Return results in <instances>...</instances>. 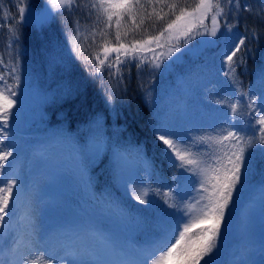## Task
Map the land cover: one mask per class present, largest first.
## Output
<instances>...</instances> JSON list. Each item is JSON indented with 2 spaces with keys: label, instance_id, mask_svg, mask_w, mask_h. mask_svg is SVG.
I'll use <instances>...</instances> for the list:
<instances>
[{
  "label": "trees",
  "instance_id": "obj_1",
  "mask_svg": "<svg viewBox=\"0 0 264 264\" xmlns=\"http://www.w3.org/2000/svg\"><path fill=\"white\" fill-rule=\"evenodd\" d=\"M141 2L147 7L141 14L144 23L140 24V15L136 18L139 28L127 17L121 21V42L125 44L159 34L166 22L174 19L167 6L161 13L163 19L153 13V9L156 12L161 9L156 0L150 4L148 0ZM197 2L164 0L165 5H178L176 14L180 7L191 10ZM78 3H86V0H78ZM240 3L242 8L251 6L253 12L228 13V6L223 5L231 32L223 23L217 37L199 34V26L194 27L188 37L176 33L173 39H168L166 32L160 40L163 46L155 49V60L153 53L147 51L138 53L137 58L121 53V62L116 66L117 54L112 53L105 64L98 67L94 57L99 54L104 58V37L97 35L93 40L90 34L81 35L77 41L81 47L76 51L72 42L73 35H78L73 31L76 21L80 22L82 30L91 31L95 16L89 15L88 7L74 6L62 15L52 9L47 0H23V4L21 0H0V57L4 60L0 64V75L5 76L9 85H17L15 77H19L18 86L13 89L17 92L16 105L4 128L3 147L19 148L20 138L36 148L53 139L70 144L69 164L73 168L69 174L60 176L53 187V203L61 210L52 215L54 222L65 219V222L93 220L97 223L102 207L108 206L110 212L120 213L125 226L124 231L111 230L115 242L125 245L132 234L143 242L165 232L169 224L181 216V187L194 175L181 166V161L173 158L171 150L158 139L161 133L172 139L181 152H190L192 156L188 158H197L204 166L214 165L215 157L210 154H218L220 146L202 143L201 137L223 135L225 129L259 137L260 125L247 105L251 104L248 95L252 86L264 80V0H240ZM23 5H27L28 10L25 21L20 23L18 7ZM204 24L211 27L210 18ZM124 25L128 29L126 34ZM13 27L18 40L10 31ZM102 28L101 23L95 30L99 32ZM108 32L107 39L115 45V28ZM234 35L247 37V51L242 49L244 62L236 65L233 76L226 77L223 74L228 71L225 52ZM148 47H155V42ZM141 55L145 57L143 61L139 59ZM157 61L159 68L154 66ZM109 63L114 66L109 67ZM169 66L173 69L165 73ZM180 75L191 87L190 98L180 94L177 84ZM233 79L237 83L234 84ZM241 93L245 95L239 99ZM181 100L191 105L188 113L180 105ZM236 103L237 114L232 115L228 105ZM33 116L36 119L32 120ZM102 144L106 149L100 156ZM117 155L142 163L140 176L143 190L148 193L144 197L147 204L139 203L122 189ZM247 155L244 184L234 196L227 227L213 254L212 264H225L227 247L236 241L234 232L247 233L245 224L249 221H244L239 211L245 201L264 186V146L254 144ZM202 189L198 190L201 205L206 203ZM26 225L25 219L18 221L13 248L23 249ZM204 227L206 225L201 226ZM199 232L200 228L194 229L189 239H195Z\"/></svg>",
  "mask_w": 264,
  "mask_h": 264
},
{
  "label": "snow or ice",
  "instance_id": "obj_2",
  "mask_svg": "<svg viewBox=\"0 0 264 264\" xmlns=\"http://www.w3.org/2000/svg\"><path fill=\"white\" fill-rule=\"evenodd\" d=\"M52 9L61 13L70 12L73 7H88L89 15H94L95 19L89 29H81L80 22L76 21L77 27L73 29L78 35H73L72 42L74 51L80 49L81 45L77 43L81 35L90 34L95 40L97 35L104 37L102 44V51L104 58L101 59L97 54L94 59L98 61V67L103 66L109 55L116 53L114 57L115 65L121 62L120 54L124 56L131 55L133 58H137L138 53H144L145 51L153 53V60L156 59L155 49L162 47L160 40L164 37L165 33H169L168 39H173L176 33L188 37L194 27H200L201 35H210L211 37H217L220 31L221 24L223 23L225 29L229 32L232 28L229 26V21L226 18V10L223 5H227V12L233 11L239 13L242 10L253 12L251 6H244L242 8L240 0H198L191 10L186 7H180L178 14L175 10L178 8L176 3L165 5L164 0H156V3L161 4L160 12H156L153 9V13L159 18L163 19V9L168 7L169 11L173 13L174 19H170L166 22V26L159 34L150 36L144 40H132L130 44L121 42V21L125 20V17L139 28V24H136V18L141 16L140 24L144 23V18L141 15L146 11V5L141 0H86V3H78V0H47ZM149 4L152 0H148ZM23 4V0H21ZM28 10L27 5L18 7V20L20 23L25 21V12ZM264 11V10H262ZM115 18V19H114ZM189 18H192L190 22L184 23ZM210 18L211 27L204 24V21ZM221 18H224L223 20ZM103 24V28L97 32L95 29L99 24ZM115 28L114 39L116 44L113 45L112 41L107 39L109 29ZM125 28V34L127 32V25ZM175 30V32H174ZM10 31L14 34L15 39H19V35L15 34V28ZM246 36L236 37L234 35L233 41L225 52V63L228 67V71L223 74L226 77L233 76L235 73V67L238 63H243V53L247 51L246 48ZM155 42V47H148ZM177 48L176 45H173ZM178 50V48H177ZM240 54V55H238ZM163 55V54H161ZM139 59L143 61L145 57L139 56ZM4 63L3 57H0V64ZM113 63H109V67H113ZM156 68L160 67V63L157 61L154 65ZM119 68L117 67V73ZM17 85H9L4 75H0V233L4 231L6 227H10L11 220L15 217V213L10 207V201L12 204H18V199L14 198L13 192L16 189L17 181L14 178L9 177L5 179V168L8 165L9 158L13 156V152L5 150L4 143L6 139V133L4 128L8 126V122L12 117V109L16 105L15 97L17 92L14 91V87L18 86L19 77H15ZM233 83H237L233 79ZM245 95V93H241ZM221 103V101H216ZM227 103V102H225ZM255 101L247 105L251 108V112L255 114V122L260 125L258 129L260 135L258 138L255 136L248 137L240 134L237 130L225 129L223 135L219 136H207L201 137L202 143L219 145V153H212L214 155L215 163L211 166H201L202 161L197 158H188L192 154L188 151L181 152L175 142L172 139L166 138L165 134L161 133L158 139L162 141L163 145H166L175 157L181 161V166L186 170L193 171L194 175L202 177L200 183L203 191L206 193L203 203L200 208L199 216L191 221L186 222L183 225L182 230L177 228L172 236L166 240L164 246L153 256V258L146 262V264H212L214 261L213 254L218 250L220 240L223 235V231L227 227V218L231 210V206L234 205V196L240 188L243 187L244 177L247 170L248 150L259 144L264 146V112H257L253 106ZM231 114H237L238 103L229 104ZM227 142V143H225ZM188 166H193L189 168ZM147 192L143 193V196H137L141 204H147L148 201L143 197L147 196ZM201 225L206 227L201 228ZM200 228L199 234L195 239H189V233L194 229ZM29 252L18 251L13 248L10 252L12 264H38L35 260H29ZM3 264L5 262L3 261ZM46 264H55V261L49 259Z\"/></svg>",
  "mask_w": 264,
  "mask_h": 264
},
{
  "label": "rangeland",
  "instance_id": "obj_3",
  "mask_svg": "<svg viewBox=\"0 0 264 264\" xmlns=\"http://www.w3.org/2000/svg\"><path fill=\"white\" fill-rule=\"evenodd\" d=\"M33 14L32 12L30 13ZM257 111L264 112V95L257 99L255 102ZM47 154L45 155L42 163L45 165L47 162L57 163L62 168L60 152L58 148L53 149L50 146L47 147ZM41 151L34 152L32 157V164L39 162ZM27 167V173L23 176L19 168V160L13 154L9 158L8 165L5 168V179L9 177L16 179L17 185L14 189L13 196L18 199V204H12L10 201V207L15 213V217L11 220L14 222L17 219L20 204L23 199H28L27 214L31 220V234L27 239L29 245L26 246L24 252H29V260H35L38 264H46L49 259L55 261V264H146L147 260L150 261L153 256L164 246V243L173 234L174 230L169 237L165 240L156 238L151 242L143 244L140 248L133 247L115 248L113 250L111 236L103 230L95 228L83 229L72 228L70 226H58L54 227L47 222L43 223L42 209L43 204L47 202L49 198L46 191L45 184L48 182V175H44L40 172L33 170V166ZM40 171V170H38ZM120 179L123 187L126 191L137 197L142 196L140 191V182L136 179L138 170L133 171L132 166L127 163L121 162L119 164ZM200 176L196 175L184 189V213L179 219V225L184 224L185 221L190 218L198 217L200 207L193 205L195 189L199 181ZM0 186H3L0 184ZM264 191H261L258 197H262ZM256 205L254 202H250L245 208L246 211L253 210ZM117 225L119 221L115 217L110 220ZM255 223V219L253 218ZM171 227V226H170ZM169 227V228H170ZM257 235L255 238H242L236 246L229 249V257L227 264H264V231L261 224H258L255 228ZM15 231L13 228L6 227L2 233H0V264H12L10 257V246L8 240L13 238ZM102 237V238H99Z\"/></svg>",
  "mask_w": 264,
  "mask_h": 264
}]
</instances>
